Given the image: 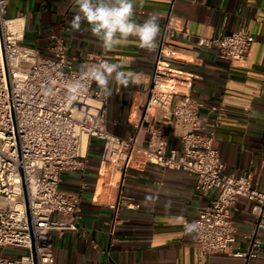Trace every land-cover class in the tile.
Returning a JSON list of instances; mask_svg holds the SVG:
<instances>
[{
  "label": "crops",
  "instance_id": "obj_1",
  "mask_svg": "<svg viewBox=\"0 0 264 264\" xmlns=\"http://www.w3.org/2000/svg\"><path fill=\"white\" fill-rule=\"evenodd\" d=\"M134 4L138 23L154 14L160 29L170 13L168 25L176 31L169 41L176 47L174 66L180 77L191 81L189 89L178 91H188L199 101L203 126L215 123L213 146L224 172H250L258 189L264 190V0H134ZM75 8L72 0H9L5 14L22 20L21 43L43 56L51 54L49 36L55 34L66 43L76 69L90 52L133 73L138 84L110 83L107 131L123 138L136 135L145 147L150 128L161 126L168 135V150L180 152L178 120L153 107H147L142 119L155 51L141 49L129 38L115 51L105 52L85 24L80 31L70 29ZM234 30L255 38L242 60L231 61L214 49L197 46L199 36ZM92 87L101 91L94 81ZM101 148L102 142L91 138L83 167L60 175V190L78 196V223L76 231L52 232L54 264H264V230L257 234L262 244L256 256L234 255L248 248L253 235L248 200L239 198L231 213L234 242L229 251L203 259L194 233H186L184 224L195 221L217 190L197 192L193 174L147 163L141 150L127 166L100 165ZM17 253L12 247L0 248V254Z\"/></svg>",
  "mask_w": 264,
  "mask_h": 264
},
{
  "label": "built area",
  "instance_id": "obj_2",
  "mask_svg": "<svg viewBox=\"0 0 264 264\" xmlns=\"http://www.w3.org/2000/svg\"><path fill=\"white\" fill-rule=\"evenodd\" d=\"M8 1L0 0V248L12 247L19 253L0 254V264H54L52 232L76 231L78 223V196L60 190V175L83 167L91 138L102 142L100 165L127 166L141 150L147 163L193 174L197 192L217 190L194 221L198 225L194 239L203 259L229 251L234 242L231 213L239 198L248 200L253 235L248 248L234 255L256 256L262 244L257 234L264 230V190L258 189L250 172H224L213 146L215 123L203 126L199 101L188 91H178L189 89L191 81L180 77L174 66L176 47L169 41L176 31L168 25L170 13L152 58L142 119L147 107H153L178 120L180 152L168 150V135L161 126L150 128L145 147L136 135L123 138L107 131V97L74 67L64 40L50 34L49 56L23 45L22 20L6 17ZM254 40L253 35L234 30L199 36L197 46L234 61L245 58ZM103 61L88 52L83 64L92 67ZM77 80L84 88L70 100L68 88Z\"/></svg>",
  "mask_w": 264,
  "mask_h": 264
},
{
  "label": "clouds",
  "instance_id": "obj_3",
  "mask_svg": "<svg viewBox=\"0 0 264 264\" xmlns=\"http://www.w3.org/2000/svg\"><path fill=\"white\" fill-rule=\"evenodd\" d=\"M72 2L76 8L69 22L70 29L80 31L82 23L85 24L105 52L115 51L118 45L129 38L138 41L141 49L149 52L156 50L161 31L159 18L153 14L143 23H138L135 19L134 0H72ZM80 70L84 78L91 79L97 84L104 97L111 96L110 83L113 80L124 87L130 83H139L133 73H125L119 65L107 61L92 67L82 65ZM83 88L80 80L72 83L68 88L70 100L75 99ZM197 229L198 225L195 222L184 224L186 233H193Z\"/></svg>",
  "mask_w": 264,
  "mask_h": 264
}]
</instances>
